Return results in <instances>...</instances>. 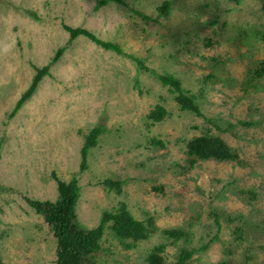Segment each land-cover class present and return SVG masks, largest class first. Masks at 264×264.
<instances>
[{
  "label": "rangeland",
  "instance_id": "rangeland-1",
  "mask_svg": "<svg viewBox=\"0 0 264 264\" xmlns=\"http://www.w3.org/2000/svg\"><path fill=\"white\" fill-rule=\"evenodd\" d=\"M97 2L0 0L3 262L55 264L56 239L29 201H58L54 177L76 176V217L86 229L122 205L158 229L130 248L105 231L92 264H146L160 244L167 262L187 248L192 264H264V0ZM65 27L118 44L124 55L83 36L69 42ZM129 56L181 80L197 112L182 111ZM45 66L49 73L14 111ZM156 106L167 115L153 124L147 116ZM96 127L104 133L81 172L84 137ZM203 134L221 137L239 160L192 165L186 145ZM171 229L188 240L162 232Z\"/></svg>",
  "mask_w": 264,
  "mask_h": 264
},
{
  "label": "trees",
  "instance_id": "trees-1",
  "mask_svg": "<svg viewBox=\"0 0 264 264\" xmlns=\"http://www.w3.org/2000/svg\"><path fill=\"white\" fill-rule=\"evenodd\" d=\"M108 3L123 5L124 0H98L97 8L105 6ZM166 9L167 3L164 4L163 9H160L161 13ZM65 29L69 33V42L83 36L102 49L113 51L117 55H124L123 50L118 44L101 41L88 30L71 27H65ZM257 36L264 43V31L259 32ZM63 52L64 48L58 49L51 64L56 62ZM129 58L133 59L141 70L150 71L163 87L168 88L175 95V100L182 111L197 112L198 108L194 101L195 99L183 88L181 80L171 74H157L145 68L143 63L137 58L132 56H129ZM49 66L35 68L36 72L31 84L22 94L14 111L18 110L32 96L39 83L49 73ZM263 73L264 66L257 76L260 77ZM166 115V110L163 107L156 106L147 116V120L154 124L162 121ZM103 133V127H96L85 135L84 145L81 150V172L87 168L86 159L88 152L96 146L98 138ZM186 147L187 154L191 157L190 163L192 165L197 162L210 160L221 163H234L239 160L237 152L226 141L212 134L197 136L189 141ZM54 179L57 183L59 200L56 202L29 201V204L37 214L42 216L44 223L50 227L56 239L55 264H92V257L99 252L105 231H109L116 240L125 245L126 248H130L140 241L147 240L150 235L155 234L158 230L152 223L145 225L135 220L123 205L114 211H104L98 226L93 229H86L78 222L76 217V207L80 196V186L77 177H72L68 182L62 181L56 176ZM106 184L111 189H118V184H113L112 182H107ZM162 232L166 237L173 239L174 242H178L181 239L188 240L189 237V234L180 229L164 230ZM127 241H130V243L127 244ZM165 248L166 245L164 244L152 248L145 263L192 264L193 250L182 248L179 250L174 261L167 262L164 255ZM0 264H5L1 256Z\"/></svg>",
  "mask_w": 264,
  "mask_h": 264
}]
</instances>
